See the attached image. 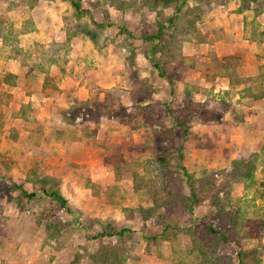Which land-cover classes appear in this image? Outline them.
<instances>
[{
	"label": "rangeland",
	"instance_id": "1",
	"mask_svg": "<svg viewBox=\"0 0 264 264\" xmlns=\"http://www.w3.org/2000/svg\"><path fill=\"white\" fill-rule=\"evenodd\" d=\"M72 1L0 0V264H94L113 243L122 264H191V228L224 223L202 190L215 183L264 264V0ZM169 17L153 52L144 37ZM23 84L45 106L21 102ZM239 250L220 248L229 264Z\"/></svg>",
	"mask_w": 264,
	"mask_h": 264
},
{
	"label": "trees",
	"instance_id": "2",
	"mask_svg": "<svg viewBox=\"0 0 264 264\" xmlns=\"http://www.w3.org/2000/svg\"><path fill=\"white\" fill-rule=\"evenodd\" d=\"M186 2L187 0H182L181 4ZM72 3L77 11L81 10V4L79 1L73 0ZM167 19L168 23H166L164 20L159 19L157 21L156 32L150 35H146L144 37L145 41H150L153 52L161 50V48L163 46H166L167 44L168 46H170L173 41V33L168 34L167 38L164 36V31L167 30L169 24H174L175 19L174 17H169ZM154 63L155 65H157V68H160L159 63L157 61L155 62L154 60ZM45 85L44 88L46 87ZM185 126V123L181 122L176 125L175 129ZM234 163L236 164L238 169L242 168L244 170L240 173L241 177L253 179L255 163L252 159L235 160ZM187 177L190 184L192 202L191 204L190 202H188L186 206L188 207L190 212H193V203H199L201 200L198 194V189L196 188L195 183L191 180L192 176L187 173ZM214 186L218 187V185L215 183L212 184L211 187H209L208 189H204L202 187V190L210 192L209 197L211 199V204L218 210L215 216L217 219H222L224 223H220L219 221H211L208 225V228L202 233H198L197 231H195L194 228H191L190 235L193 247L190 253L195 254L197 258V260L193 261V263L191 264H229L230 257L228 256V254L220 252L221 246L229 243H237L240 246V250L237 253L238 264H249L248 257L251 253H254L255 251L253 249L248 250L245 247V244L242 243L244 242L242 240L244 239L247 242L248 239L255 238L256 235H254L253 233H249V235L247 234L245 237L238 236L235 230L236 224H238V214H233V211H226V203L223 202L221 197L219 196L220 191H216V193H214ZM45 188H47L44 189L46 194L52 198L53 204L56 206V208L68 209V201L58 189H54L52 187ZM21 196L24 201L31 200L36 197V192L22 191ZM255 223L260 225L257 237L262 238L264 232V222L262 220H257L255 221ZM128 230V228L123 227L118 231L109 233V235H117L120 238H123L126 236ZM101 236H105V233H102ZM122 256V253L119 252V243H113L108 244L103 250L100 249L93 256V261L94 264H122ZM72 264H75V262H72Z\"/></svg>",
	"mask_w": 264,
	"mask_h": 264
},
{
	"label": "crops",
	"instance_id": "3",
	"mask_svg": "<svg viewBox=\"0 0 264 264\" xmlns=\"http://www.w3.org/2000/svg\"><path fill=\"white\" fill-rule=\"evenodd\" d=\"M15 70L16 71H14V72L18 73L21 70V68H18ZM72 87L75 89V85H72V86L69 85L68 89L72 88ZM76 88H78L77 85H76ZM24 89H26L24 84L18 85V86H13L12 92L16 93L15 96H20V98L22 99L21 102H29V103L33 104V106H35L36 108H37V106H39V107L45 106V103L47 102L46 100H48L50 98L49 96H46L41 92L42 91L41 87H40V91H38V92L29 91L27 93L26 91H24ZM78 91H80V94L76 93V96H78L79 100H86L89 97L88 89L86 91H84L83 87L81 86L80 89H78ZM83 92H85V93H83ZM47 105H50V104H47Z\"/></svg>",
	"mask_w": 264,
	"mask_h": 264
}]
</instances>
